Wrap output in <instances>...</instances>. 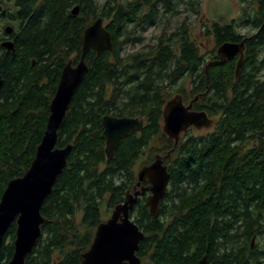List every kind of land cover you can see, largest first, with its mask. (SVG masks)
Masks as SVG:
<instances>
[{
    "label": "trees",
    "instance_id": "1",
    "mask_svg": "<svg viewBox=\"0 0 264 264\" xmlns=\"http://www.w3.org/2000/svg\"><path fill=\"white\" fill-rule=\"evenodd\" d=\"M239 2L243 17L206 25L215 41L206 60L186 22L165 29L156 44L122 54L127 44L143 41L133 35L137 30L157 25L161 13L173 16L180 3L199 14L198 0H0V200L31 167L62 70L70 60L78 63L85 29L103 17L113 37L112 52L87 56L89 71L59 130L57 147L71 144L72 152L42 207L47 223L26 264H80L97 227L135 191L137 163L146 153L142 167L159 155L171 157L159 215H150L148 194L131 212L145 234L137 252L143 264H198L204 256L208 264H264V0ZM7 25L15 54L1 47ZM240 28L255 33L242 35ZM242 41L238 78L236 58L209 66L224 43ZM184 79H191L189 91ZM176 94L185 104L199 96L194 110L207 112L215 125L207 134H182L172 151L163 111ZM108 115L145 120L112 159L103 136ZM16 228L7 232L0 264L12 259Z\"/></svg>",
    "mask_w": 264,
    "mask_h": 264
},
{
    "label": "water",
    "instance_id": "2",
    "mask_svg": "<svg viewBox=\"0 0 264 264\" xmlns=\"http://www.w3.org/2000/svg\"><path fill=\"white\" fill-rule=\"evenodd\" d=\"M79 6H75L73 15L78 16ZM104 18L98 17L88 26L83 35V44L80 59L77 64L70 60L62 70L60 81L55 95L50 103V115L46 131L36 150L35 158L24 176L13 179L7 185L0 200V257L8 230L16 223V238L14 253L7 264H26L27 257L33 252L38 240L42 236V226L47 220L41 210L52 194L58 177L62 174L72 152V145L65 148L57 147L59 130L63 125L70 104L89 71L86 62L90 51L97 55L113 51V37L104 25ZM6 34H12L13 29L8 26ZM5 50L16 53L12 40L1 43ZM219 60L212 65H222L228 60L239 56L236 64V78L241 74L245 60V41L240 43L226 42L218 49ZM208 66V67H209ZM207 67V71H208ZM5 80L0 76V92ZM199 96L185 104L183 96L176 94L166 104L163 111V132L178 147L181 135L190 129L197 130L213 128L215 120L207 112L194 110ZM106 139L105 152L108 159H112L118 150L121 141L133 133H140L145 127L142 118H117L105 116L103 118ZM159 155L155 161L138 171V183L134 192H128L124 203L115 207L111 217L102 222L96 230L90 249L82 254L80 264H143L137 256L139 245L145 234L134 222L131 212L138 199L148 194L146 205L152 217L159 215L162 200L165 198L170 183V173L165 158ZM149 185L141 187L142 183ZM255 239L252 241V246ZM198 264H208L204 256Z\"/></svg>",
    "mask_w": 264,
    "mask_h": 264
},
{
    "label": "rangeland",
    "instance_id": "3",
    "mask_svg": "<svg viewBox=\"0 0 264 264\" xmlns=\"http://www.w3.org/2000/svg\"><path fill=\"white\" fill-rule=\"evenodd\" d=\"M200 5V13L196 14L192 12L186 3H180L177 7L176 14L171 16L170 14L161 13L160 19L157 25L148 26L144 31L137 30L133 35L141 36L142 42L129 43L124 47L123 56L140 52L147 46H152L157 43V39L161 36L163 31L167 29L169 32L177 31L181 25L186 22L189 27L191 38L198 45L201 54H203L206 60L209 59L210 52L215 48V41L213 36L207 35L206 25L211 26L213 22H217L221 25H226L232 22L234 19L238 20L243 17L242 8L243 5L239 0H198ZM108 21H104L106 25ZM242 35L250 36L255 33L249 28L238 29ZM260 78L264 80V68L260 72ZM184 87L189 91L191 88V79H184ZM174 87L171 92H175ZM188 103V102H187ZM188 105V104H186ZM213 131V128L209 129H190L187 134H207ZM147 156V153H146ZM146 156H142L137 163L136 171L142 169L144 163L147 161ZM112 212L106 218V221L111 217ZM264 241V239H263Z\"/></svg>",
    "mask_w": 264,
    "mask_h": 264
},
{
    "label": "flooded vegetation",
    "instance_id": "4",
    "mask_svg": "<svg viewBox=\"0 0 264 264\" xmlns=\"http://www.w3.org/2000/svg\"><path fill=\"white\" fill-rule=\"evenodd\" d=\"M6 25V24H5ZM7 27H8V25H7ZM7 27H5V29L7 28ZM10 35L11 34H7V35H2V42L3 41H6V40H12V39H10ZM13 41V40H12ZM218 53V52H217ZM236 59H237V61H238V59H239V56L238 57H236ZM138 174V173H137Z\"/></svg>",
    "mask_w": 264,
    "mask_h": 264
}]
</instances>
